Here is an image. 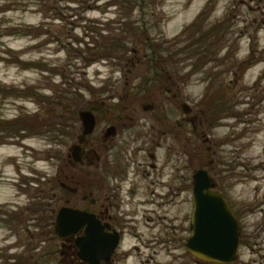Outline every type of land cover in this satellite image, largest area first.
Wrapping results in <instances>:
<instances>
[{"label":"rangeland","instance_id":"rangeland-1","mask_svg":"<svg viewBox=\"0 0 264 264\" xmlns=\"http://www.w3.org/2000/svg\"><path fill=\"white\" fill-rule=\"evenodd\" d=\"M207 1L154 0L146 15L150 42L165 50L164 57L171 55L169 67L181 84L173 91L178 94L177 117L183 116L181 104L186 103L193 110L194 125L210 140L206 143L200 133L197 138L194 135L193 168H206L217 188L248 212L245 225L252 246L242 247L237 264H264V26L260 23L264 16L246 13L242 5L243 14L236 18L239 0H214L216 12L211 18L201 17ZM40 2L0 0V127L2 122L10 126L9 131L0 130V207L1 211L19 212L17 219L9 222L0 215V264H14L18 259L26 262L30 257L34 258L31 264H56L61 259L62 244L53 225L48 228L50 233L41 232L29 206L33 198L39 202L45 196L50 209L55 208L54 222L63 205L55 202V196L64 194L57 178L81 122L77 121L74 135L47 131L44 124L54 121L63 107L58 98L61 91L84 81L88 87L78 110L105 100L117 115L119 106L114 105L129 89L126 78L131 81L146 69V65H138L127 76L125 62L116 58L84 67L77 53L69 55L61 42L51 37V30H59L64 22L54 19L52 12L45 15ZM109 2L60 1L67 14L64 20H75V46L83 48L90 41L83 31L90 21L95 26H104L102 22L119 26L121 17L125 19L126 7ZM140 17L136 9L131 18L137 21ZM40 24L50 32L36 37L26 29ZM139 35L129 38L130 49H138L137 55L143 58L150 51L144 46L146 36ZM134 55L131 51L127 57ZM214 100L220 110L226 102L227 111L212 125L206 108ZM106 123L99 129L105 130ZM207 146L211 148L208 152ZM119 184L113 176L106 182L107 191L117 194V201L123 204L124 188L117 189ZM47 191L49 195L42 193ZM123 251L124 236L119 255Z\"/></svg>","mask_w":264,"mask_h":264},{"label":"flooded vegetation","instance_id":"flooded-vegetation-1","mask_svg":"<svg viewBox=\"0 0 264 264\" xmlns=\"http://www.w3.org/2000/svg\"><path fill=\"white\" fill-rule=\"evenodd\" d=\"M213 2L208 0L203 5L201 17L211 18L216 12ZM250 2L255 5L246 0L235 4L238 7L236 18L243 14L242 5L247 8L246 13L259 12L264 16V0ZM254 21L258 22L256 16ZM260 23L264 26V18ZM137 60L138 63H125L127 76L133 74L132 68L138 65L148 66L139 58ZM162 71L164 73L158 74L160 78L149 81L150 86L144 87L145 93L137 95L131 94L137 89L126 78L129 89L121 102L114 105L119 106L117 115L113 114V105L105 100L92 105L89 109L95 115L96 126L81 145V160L75 161L67 154L60 168L57 182L65 193L58 203L94 213L105 235L114 231L120 233V243L124 236V251L119 255L118 246L110 263L102 260L99 264H209L187 249L192 231L193 176L199 168H204H193V140L194 135L197 138L200 133L204 137L205 132L194 125L193 110L186 103L181 104L183 116L177 117L178 94L173 91L181 84L175 72ZM105 122V130H100ZM109 127L114 128L107 135ZM80 134L81 126L74 143ZM203 141L210 142L208 137ZM209 150L207 146L206 151ZM200 154L202 157V151ZM112 176L120 183L117 189L124 188L123 204L117 201V194L107 191L106 182ZM66 185L77 190L71 191ZM214 187L217 188L216 184ZM223 194L242 225L237 264L241 260L242 247L252 246L245 225L248 212H243ZM52 210L55 212V208ZM84 230L85 227L75 234L57 238L62 244L60 260L87 264L80 258L76 245V239L84 235Z\"/></svg>","mask_w":264,"mask_h":264},{"label":"trees","instance_id":"trees-1","mask_svg":"<svg viewBox=\"0 0 264 264\" xmlns=\"http://www.w3.org/2000/svg\"><path fill=\"white\" fill-rule=\"evenodd\" d=\"M60 1L62 0H41L39 7L40 10L47 15L48 13L52 12V16L54 19H60L62 22H64L63 27H61L59 30H51L52 36L58 41L61 42V44L66 48L67 53L70 55L71 53H77L78 56L81 59L82 64L84 67L90 66L96 62L113 59L116 58L118 61H124L125 63H131L136 62L138 63V58L141 62L147 64L145 71L141 75H136L131 77V83L135 86L137 90L134 92H131V94H142L145 93V88L150 86L148 85L149 81H155L156 79L160 78L158 74H162V70L165 69L166 72L168 70H171L174 72L171 67H169V62H171V55H166L165 50L159 45L154 44L150 42V36H149V26L147 25L146 15L148 13V7L151 6L154 0H109L110 5H116L120 8L126 7V15L125 19L124 16H122L119 26H112L110 23H101L97 22L98 24H103L104 26H95L93 21H90V24L87 23L86 25H83V31L85 37L89 38L90 41H87L85 46L83 48H79L75 46V41L72 38H75L73 35L74 31H76V27L73 25L75 20L73 22L64 20L66 13L63 12V8L60 7ZM81 0H72V2H79ZM128 1L127 5H124V2ZM50 3V5H49ZM138 9L140 11V18L137 19V21H132V15L134 14V11ZM77 10V9H76ZM81 13V12H79ZM77 13L74 14L76 16ZM93 22V23H92ZM27 31L29 33L34 34L36 37H40L43 33H45L47 30H45L43 24L37 25V26H28L26 27ZM50 32V31H47ZM25 33V32H24ZM28 33V34H29ZM144 34L146 36L145 38V48L150 51V53H146L145 57L143 58L139 57L138 49H130V43L129 38H138L140 35ZM131 35V36H130ZM80 41L78 40L77 43ZM133 52L135 55L134 57L128 58L127 55L129 52ZM124 63V64H125ZM41 65V64H39ZM168 65V66H165ZM133 71L136 69L132 68ZM178 70V69H177ZM179 71V70H178ZM177 71V72H178ZM164 73V72H163ZM163 77V76H161ZM166 77V75L164 76ZM77 87H71V89H66L61 91L60 95L58 96L61 104V110L59 115H56L54 118V121H47L44 126H46V129H48V132H58L64 135H74V132L76 131V123L79 120L78 118V105L81 103V101L84 98V88H87L88 86L84 83V81L77 83ZM145 87V88H144ZM142 91H139V90ZM139 91V92H138ZM33 94L36 95L37 92L33 90ZM38 95V94H37ZM219 102L217 100L210 101L208 104L206 110L207 114L210 117V123H213L217 121L222 114L226 113L227 107L226 102H224L220 107L221 110L218 109ZM225 108V109H224ZM4 122L1 123L0 130L2 132L9 131V125H4ZM214 124V123H213ZM63 165V164H62ZM61 176V174H59ZM63 193L65 191L61 189ZM52 191V190H49ZM49 191L42 192L44 195H49ZM55 194H52L50 197H52V200L54 198ZM48 198V197H47ZM33 198L30 206V210L32 211V215L35 216L34 220L38 221V226L41 230V232H49L51 225H53L54 222H51V219L53 217V210L50 208L49 202H46V197L43 196L42 200L37 202V200H34ZM54 201V200H53ZM59 201V198L55 196V202L57 203ZM24 211V210H23ZM50 217L46 215V213L50 212ZM19 212H16L15 214L10 212L9 210H3L1 211L0 207V215L5 218L4 221L9 222L8 220H14L17 219L16 214ZM22 213V212H21ZM1 219V218H0ZM51 222V223H50ZM247 243H250L249 241ZM30 261L34 258L30 257ZM30 261L22 262L21 260H16L13 262L15 264H31ZM32 264H38V262H33Z\"/></svg>","mask_w":264,"mask_h":264},{"label":"water","instance_id":"water-1","mask_svg":"<svg viewBox=\"0 0 264 264\" xmlns=\"http://www.w3.org/2000/svg\"><path fill=\"white\" fill-rule=\"evenodd\" d=\"M78 117L81 134L68 152V156L75 161L81 160V145L96 126V118L91 110L80 109ZM113 128H108L107 135L112 133ZM214 186L206 168H199L194 173L192 231L187 249L200 260L234 264L240 255L242 225L223 192ZM65 187L71 191L77 190L70 185ZM83 227L84 235L76 239L80 258L87 264H99L102 260L110 263L120 245V233L114 231L111 235H105L102 232L104 227L94 213L64 205L56 214L53 233L62 239ZM56 264L76 263L59 260Z\"/></svg>","mask_w":264,"mask_h":264}]
</instances>
